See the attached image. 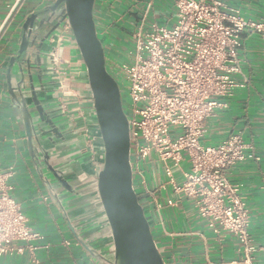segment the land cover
Returning <instances> with one entry per match:
<instances>
[{"label":"crops","instance_id":"0c3cea01","mask_svg":"<svg viewBox=\"0 0 264 264\" xmlns=\"http://www.w3.org/2000/svg\"><path fill=\"white\" fill-rule=\"evenodd\" d=\"M125 1L140 4L139 0H96L94 5L95 25L107 61L115 59L119 53L122 32L117 16ZM224 1L229 7L239 9L245 18L264 17V0ZM160 2L158 4L164 7ZM42 5L40 0H0V165L14 169L11 194L21 205L28 224L42 235L41 239L31 241L36 246L34 254L39 264H107L111 255L104 245L110 241V236L92 186L102 150L98 142L95 150L93 136L80 133L86 123L94 126L95 119L85 69L75 42L65 40L57 52L65 68L63 77L66 92L70 94L68 103L72 109H79L75 121L79 130L61 116L62 137L47 133V141H40L48 154L49 164L71 182V190L66 189L51 171L38 167L29 150L24 126L6 94L4 58L17 48L25 15ZM9 13L11 18L4 23ZM241 38L242 70L247 81L234 90L226 108H217L207 120V131L201 141L217 145L230 133L241 132L259 156L258 160L249 158L230 167L227 176L239 185L246 202L250 215L249 233L257 247L254 262L264 264V44L259 34L248 31H244ZM44 69V79L48 80L51 72L46 59ZM35 84H38L37 79ZM52 84L46 83L49 98L44 97V104L50 108L57 104ZM92 131L96 136V130L92 128ZM158 170L155 165L154 175L150 174V186L164 204L160 215L153 216L151 232L165 264H235L233 261L241 258L236 238L224 231L213 232L207 219L197 213L191 199L177 195L169 186L161 188L165 177ZM175 174L180 179L179 173ZM84 177L87 178L85 182L81 181ZM169 198L174 201L171 205L166 203ZM144 208L149 212L151 207ZM0 264L35 263L25 250L22 254L1 256Z\"/></svg>","mask_w":264,"mask_h":264},{"label":"built area","instance_id":"2783aa9c","mask_svg":"<svg viewBox=\"0 0 264 264\" xmlns=\"http://www.w3.org/2000/svg\"><path fill=\"white\" fill-rule=\"evenodd\" d=\"M139 1L121 4L119 53L106 60L129 119L132 185L139 202L143 208L150 206L153 216L160 215L164 201L150 186L157 165L165 177L161 188L169 186L191 199L213 232L236 238L241 258L233 263L255 264L250 215L239 185L229 180L227 170L259 156L241 132L230 133L217 145L203 144L201 138L215 110L226 108L234 90L247 81L241 35L244 31L259 34L264 44V17L245 18L224 0ZM14 174L12 166L0 165V257L28 250L31 261L39 264L31 241L42 235L28 224L11 194ZM166 203L174 201L169 198Z\"/></svg>","mask_w":264,"mask_h":264},{"label":"water","instance_id":"95a60500","mask_svg":"<svg viewBox=\"0 0 264 264\" xmlns=\"http://www.w3.org/2000/svg\"><path fill=\"white\" fill-rule=\"evenodd\" d=\"M95 2L52 0L25 15L20 25L17 48L4 58L2 64L6 94L24 126L33 159L35 143L42 145L36 128L62 137L59 118L64 116L79 130L75 122L79 109H72L68 103L70 94L64 84L65 68L57 52L65 40L75 42L85 69L95 119L94 126L86 123L80 133L82 136H93L94 148L98 142L102 150L99 169L92 176V186L94 199L100 205L110 236V241L104 245L111 255L106 262L165 264L151 232L154 217L140 204L132 185L129 119L122 108L118 83L106 67L104 46L93 15ZM65 24L69 25V29L65 28ZM45 59L51 72L48 80L44 79ZM48 82L49 86L53 83L51 89L57 98L53 108L44 104V97L49 98ZM59 96L61 100H58ZM92 128L96 130V136ZM46 156L48 158L47 153ZM49 168L53 167L49 165ZM86 179L84 177L81 181ZM59 181L66 189H72L71 182L63 176L59 177ZM102 246L100 244L103 249Z\"/></svg>","mask_w":264,"mask_h":264},{"label":"flooded vegetation","instance_id":"af4514ba","mask_svg":"<svg viewBox=\"0 0 264 264\" xmlns=\"http://www.w3.org/2000/svg\"><path fill=\"white\" fill-rule=\"evenodd\" d=\"M35 131L37 132V135L40 138V141H42V142L47 141L48 137H47L46 130L45 131L44 130L43 131L42 130L39 131L36 128ZM46 153L47 152L44 150L42 145L40 147L35 145V147H34V157H35V160H36V163H37L38 167L40 169L45 167L46 169L51 171L53 176L59 181V177L62 176V174H61V172L58 169H55L54 167L52 169L49 168V165H50L49 162L46 163V160L48 159L47 156H46Z\"/></svg>","mask_w":264,"mask_h":264},{"label":"rangeland","instance_id":"374dc122","mask_svg":"<svg viewBox=\"0 0 264 264\" xmlns=\"http://www.w3.org/2000/svg\"><path fill=\"white\" fill-rule=\"evenodd\" d=\"M160 24H162V23L160 22Z\"/></svg>","mask_w":264,"mask_h":264}]
</instances>
